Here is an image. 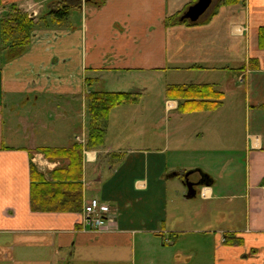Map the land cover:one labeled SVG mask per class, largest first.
Wrapping results in <instances>:
<instances>
[{
	"label": "crops",
	"instance_id": "0c3cea01",
	"mask_svg": "<svg viewBox=\"0 0 264 264\" xmlns=\"http://www.w3.org/2000/svg\"><path fill=\"white\" fill-rule=\"evenodd\" d=\"M198 1L0 0L1 20L16 6L35 22L19 55L0 36V264H264V0H213L199 22H181ZM172 85L212 86L224 99L184 112L166 100L159 116L147 95ZM99 92L141 99L114 108L104 144L90 146L89 123L80 129ZM75 145L83 202L97 198L115 216L101 232L84 228L83 210L32 209L31 167L51 181L69 164L42 150ZM187 174L211 179L193 199Z\"/></svg>",
	"mask_w": 264,
	"mask_h": 264
},
{
	"label": "trees",
	"instance_id": "16d2710c",
	"mask_svg": "<svg viewBox=\"0 0 264 264\" xmlns=\"http://www.w3.org/2000/svg\"><path fill=\"white\" fill-rule=\"evenodd\" d=\"M240 0H219V5H230ZM102 2H99L100 5ZM68 12L62 10L55 16L65 19ZM180 14L168 18L166 25L179 22ZM188 23V22H185ZM3 49L14 50L15 55L24 52L30 45L35 22L26 14L11 6L0 23ZM261 46H264V29L260 34ZM166 96L180 103V111L215 110L221 106L224 94L212 86L172 85L167 88ZM140 94L130 93H90L88 95L87 116L89 119V145L102 146L106 137V126L112 110L121 105L138 104ZM82 146L70 149H43L44 155L52 161H68L65 168L57 169L51 175V181L31 167L32 173V209L37 212L82 211L83 202V159ZM206 183L211 179L203 176ZM264 187V179L261 182Z\"/></svg>",
	"mask_w": 264,
	"mask_h": 264
},
{
	"label": "rangeland",
	"instance_id": "374dc122",
	"mask_svg": "<svg viewBox=\"0 0 264 264\" xmlns=\"http://www.w3.org/2000/svg\"><path fill=\"white\" fill-rule=\"evenodd\" d=\"M1 17H3V16H1ZM1 17H0V21H1ZM0 36H1V34H0ZM0 54H1V52H0ZM156 93H157V88H156V90L154 92L152 91L149 94H148V92H146L145 95L148 94L147 95V100H149V101L154 100V99L155 100H157V99L159 100V103H158V105H159L158 106L159 113H158V115L160 116L161 115V107L160 106L161 105H165V107H166L167 104H165V101L166 100H170V99L166 98L167 96H164V97H161V98H157ZM163 100H164V103H163ZM168 117H170L169 123H167V118ZM173 118H174L173 114L165 115V121L163 123V127L164 128H167L168 127V129L170 131H172L173 130V127L177 123V121L174 120ZM81 119L82 118H80V121H81ZM82 122H83V124H81V129H80L81 136L87 130V125L89 123V120H88V118L87 119L85 118V119H82ZM246 123H247V121H243V122L241 121V123H239V132L237 134V137L233 141H230L231 143L232 142L233 143H236L238 149H241V147H243V143L245 144V131H246L245 128H246V125H247ZM143 124H144V122H141L140 117H139L138 122L130 125V131L131 130H135L136 128L140 129V127H142ZM147 129H148V131H152V130H155L156 128L152 124H148L147 125ZM137 141L138 140H134V144H133L134 147H141V143L140 142H137ZM244 164H246V160H244ZM187 191H188V188H187ZM191 202L194 203V202H196V200L194 199ZM7 264H13V263L10 262V263H7ZM22 264H28V263L27 262H23ZM42 264H44V263H42ZM58 264H61V263H58Z\"/></svg>",
	"mask_w": 264,
	"mask_h": 264
},
{
	"label": "built area",
	"instance_id": "2783aa9c",
	"mask_svg": "<svg viewBox=\"0 0 264 264\" xmlns=\"http://www.w3.org/2000/svg\"><path fill=\"white\" fill-rule=\"evenodd\" d=\"M115 216L108 206H103L97 199H92L85 204L83 211V225L98 232L109 226H114Z\"/></svg>",
	"mask_w": 264,
	"mask_h": 264
},
{
	"label": "water",
	"instance_id": "95a60500",
	"mask_svg": "<svg viewBox=\"0 0 264 264\" xmlns=\"http://www.w3.org/2000/svg\"><path fill=\"white\" fill-rule=\"evenodd\" d=\"M213 0H199L195 5L191 6L188 11L182 16L181 22L189 21L191 23H197L201 17L208 11L211 7ZM190 174L185 177L186 186L188 188L187 199H193L197 195V187L200 184H204L203 180L200 183H194L189 179Z\"/></svg>",
	"mask_w": 264,
	"mask_h": 264
}]
</instances>
